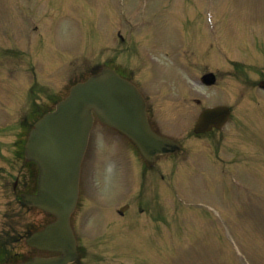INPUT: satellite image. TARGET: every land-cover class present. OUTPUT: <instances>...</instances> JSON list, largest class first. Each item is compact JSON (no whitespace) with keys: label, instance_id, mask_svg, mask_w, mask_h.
<instances>
[{"label":"rangeland","instance_id":"obj_1","mask_svg":"<svg viewBox=\"0 0 264 264\" xmlns=\"http://www.w3.org/2000/svg\"><path fill=\"white\" fill-rule=\"evenodd\" d=\"M40 1L42 0H39V15H44L49 12V8L45 5L42 7ZM74 1L84 8L82 14L80 11H75L74 4L70 6ZM128 1L131 10L129 19L136 21L135 26L141 32L149 30L146 31L150 34L148 38L146 37V32L141 35L134 34L135 38L140 37L138 41L142 44L141 47L150 43L155 38L152 42V50H154L155 56L159 59L158 64L160 67H158V73L160 78L167 79L171 76V70L174 66L173 62L172 65L169 62L173 59L172 57L176 58L177 56L178 64L190 58L187 55L186 49L181 44L176 46L178 48L177 54L172 53L175 44L179 42L183 43L182 38L187 41L189 46L188 52L192 53L193 56L195 55L199 60H203V57L208 55V48H205L206 40L204 43H199L196 39L188 40L185 34H183V21L181 17H179V20H175L176 15L186 14L188 11L189 13L191 11L195 13L198 11V9L188 6L189 0ZM220 1L223 2L220 14L226 13V33L231 42L239 44L240 37L242 39L240 32L244 31V36H246L249 31L248 28L251 25H263L261 32L264 35V0ZM43 2L46 5L50 3L49 6L51 7L59 6L61 11L67 5L66 9L62 12V15H66L57 21L53 20V24H49V22L47 24V28H49L47 33L50 36H54L52 39L53 44L57 47H65L68 51L66 53L67 64L81 67L84 64V59H88L89 63L96 64L97 61L107 57L106 53H98L94 57L85 56V54H82L84 45L86 52L93 53L95 50L105 51L110 43L116 46L120 44L114 37L116 36V24L120 20L116 14L117 10L114 9V5L117 2L122 6V0H44ZM204 5L205 1L203 0L201 9L204 8ZM32 9L35 8L32 7ZM119 14H122V10L119 11ZM217 19L218 13L216 6H214L209 10V13L206 12L205 14L208 32L210 31L211 23L212 25L218 23ZM255 19L256 22H254ZM95 20L98 21V24L93 31V22ZM7 23H10L15 31L20 32L21 38L18 37L17 42L24 49L25 45L23 42L26 25L19 11L14 6V0H0L1 32H3L2 28ZM192 27H195V23L192 24ZM93 32L99 37L94 38ZM249 35L258 47L264 45V36L259 33L256 35L249 33ZM194 36H197V34ZM1 37L2 35L0 34V39ZM37 40L39 39L36 38V43ZM170 46L171 49L168 51ZM205 49L206 53L204 54ZM236 49H240V47L237 46ZM248 53L245 55V58L249 59ZM250 54L254 55L256 53ZM258 56L262 58L261 54H258ZM132 61L134 62L135 59ZM140 61V58L137 57L136 64L140 65ZM119 62L125 63L126 60L125 58H121ZM220 62L221 59L215 61L214 64L216 65ZM182 67L180 66L179 68L181 69ZM61 70L67 74L70 73L65 63ZM64 82L62 81L60 86ZM7 87L6 84L1 83L0 92H5ZM57 87L59 88V86ZM166 106L167 109H164L163 106L157 108L155 112L163 124L162 130L165 133L167 132V124L176 119V116L172 114L175 111L174 105L168 103ZM164 125L166 129H164ZM251 125L252 123L248 125L249 131H252ZM168 133L171 134L170 132ZM16 135V130L10 132L6 143L12 146L16 140ZM4 139L2 138L3 142ZM112 146L100 135V141L97 145V150L100 149L99 169L107 166L106 157L103 153L107 157L115 155V148ZM249 148L250 153L248 151V156L243 157L242 167L238 168L236 170L237 173L234 174L236 175L235 179H227L224 176L222 179L215 176H197L188 184L187 191L180 193L182 201L196 203L193 210V219L191 223L188 222V229L186 230L189 238L176 242L180 250H173L172 244L168 242L165 235H162L159 241L157 239L158 236L156 238L151 237L147 228L143 225L142 218H140L141 221L140 219L131 218L128 224L144 228V234H141L143 240L140 238L139 242L132 243L131 248L128 246L125 248L123 244H120L121 247L118 253L125 254L127 262L143 260V262L147 263L151 259V264H234L233 261L236 259L232 251L234 249L232 245L233 241L236 245L239 244L238 248L240 251L242 252L243 249L248 257V261L244 256L241 258L242 264H256V257L260 264H264V250L259 247L260 243L264 244V139L257 140L256 137L255 139L251 138ZM246 161L249 164H245ZM5 166L7 169H10L11 163H8V160L5 163L0 162V167L3 168ZM98 180L99 183L102 182V179L98 178ZM93 184H96L94 180ZM97 190V187L93 188L94 192L90 189L91 194L87 196V199L86 196L84 197L77 217L78 232L83 237L84 243L97 237L100 233L97 225H103L104 221L106 222V220L111 218L106 216V211L113 210L114 206L113 203H107V196H102L101 199L94 196ZM92 196L95 197L94 204H98L99 201L103 200L105 205L104 210H96L97 208L89 200ZM111 197L112 193L110 192L108 199ZM0 207L2 214L5 213L1 220H6V217L9 216L7 205ZM13 207L10 206L8 209H12ZM30 220L28 217L18 220V223L15 225L17 231L24 229ZM5 227L10 229V224H6ZM94 228L96 232L93 231ZM128 232L127 230L126 234ZM108 250L105 248L103 253H108ZM236 264L241 263L236 261Z\"/></svg>","mask_w":264,"mask_h":264},{"label":"water","instance_id":"obj_2","mask_svg":"<svg viewBox=\"0 0 264 264\" xmlns=\"http://www.w3.org/2000/svg\"><path fill=\"white\" fill-rule=\"evenodd\" d=\"M92 111L129 133L143 150L157 145L141 102L132 101L127 86L112 76L75 89L57 112L36 126L29 152L41 169V189L34 202L60 214L59 231L67 238L71 236L68 215L77 197L79 165L92 126Z\"/></svg>","mask_w":264,"mask_h":264},{"label":"bare ground","instance_id":"obj_3","mask_svg":"<svg viewBox=\"0 0 264 264\" xmlns=\"http://www.w3.org/2000/svg\"><path fill=\"white\" fill-rule=\"evenodd\" d=\"M130 97H131V100H132V101H135L134 98H133L132 96H130Z\"/></svg>","mask_w":264,"mask_h":264}]
</instances>
